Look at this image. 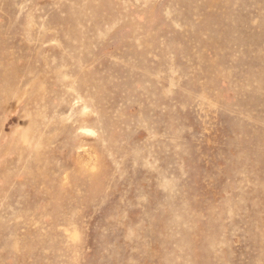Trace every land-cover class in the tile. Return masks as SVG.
<instances>
[{"label": "rangeland", "instance_id": "374dc122", "mask_svg": "<svg viewBox=\"0 0 264 264\" xmlns=\"http://www.w3.org/2000/svg\"><path fill=\"white\" fill-rule=\"evenodd\" d=\"M0 264H264V0H0Z\"/></svg>", "mask_w": 264, "mask_h": 264}]
</instances>
